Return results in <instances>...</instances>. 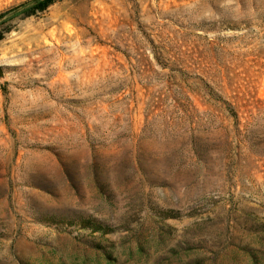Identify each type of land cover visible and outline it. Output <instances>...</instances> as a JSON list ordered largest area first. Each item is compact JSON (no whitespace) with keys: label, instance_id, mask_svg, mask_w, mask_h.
Segmentation results:
<instances>
[{"label":"rangeland","instance_id":"rangeland-1","mask_svg":"<svg viewBox=\"0 0 264 264\" xmlns=\"http://www.w3.org/2000/svg\"><path fill=\"white\" fill-rule=\"evenodd\" d=\"M35 1L0 0V264H264V0Z\"/></svg>","mask_w":264,"mask_h":264},{"label":"trees","instance_id":"trees-1","mask_svg":"<svg viewBox=\"0 0 264 264\" xmlns=\"http://www.w3.org/2000/svg\"><path fill=\"white\" fill-rule=\"evenodd\" d=\"M57 0H36L32 5L26 7L24 12L32 14L35 10H43ZM26 4V3H25Z\"/></svg>","mask_w":264,"mask_h":264}]
</instances>
